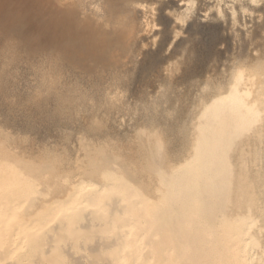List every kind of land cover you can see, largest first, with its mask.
Returning <instances> with one entry per match:
<instances>
[{
	"label": "bare ground",
	"instance_id": "obj_1",
	"mask_svg": "<svg viewBox=\"0 0 264 264\" xmlns=\"http://www.w3.org/2000/svg\"><path fill=\"white\" fill-rule=\"evenodd\" d=\"M181 1L186 8H181ZM228 1H169L178 8L169 33L158 43L160 47H168L169 57L163 53L168 60L179 63L187 53L193 59L197 51L192 54V50H198L195 46L199 42L204 45L205 41L207 53L204 58L200 56L204 60L205 56H213L219 63L217 59H221L223 52L218 51L217 45L228 38V42L234 43H229L230 48L225 42L227 51L232 50L225 53L229 62H222L223 55L220 60L223 65L212 64L211 69L205 65L206 75L211 76L199 84L195 81L198 86L195 97L180 94L177 79L169 75L171 79L163 84V90H158L159 94L148 96L144 92V106L137 110L133 125L130 122L127 129L116 126L124 130L121 137L117 136L118 128H114L115 132L109 128L114 122L108 109H102L103 115L91 111L94 114L91 117L86 110V115L82 113L87 121L80 117L83 124L90 126L88 135H80L86 141L79 143L73 132L74 137H65L67 129L65 132L64 128L60 136L64 134L67 142L60 159L53 158L52 152L51 158L42 157L41 152L42 156L39 153L37 157L30 149L25 151L18 146L17 141L23 143L18 137L19 140L11 142V135H6L8 131L0 132L4 133L0 136V264H264V0H232V5H228L230 13L226 9ZM153 4L155 0H0L3 6L0 21L5 31L17 30L21 38L17 34L14 37L27 43L30 53L44 48L47 53L59 51L61 58L76 62H83L84 58L90 62L123 57L132 60V56L140 54L139 42L148 46L153 38L149 41L147 36L159 34V31L152 34L155 20L151 15L156 11ZM210 14L211 22H204ZM220 19L224 23L226 19L228 26L222 25ZM8 20L11 21L6 23ZM181 23L182 28L187 23L185 36L181 35L183 29L178 25ZM2 33L10 35L3 30ZM5 35L0 36V104L6 102L8 107L18 110L14 114L20 111V116L34 130L48 124L55 126L54 129L67 126L63 117L69 125L77 122L81 112L77 111L80 113L76 115L74 105L80 100L83 88L73 84L70 91L65 86L70 92H64L60 98L62 92L56 91L59 99H51L53 102L49 100L48 104L46 100L52 90H48L51 86L48 79L49 85L43 87L45 96L43 92L37 93L41 85L33 91L34 83L19 87L15 75L5 73L11 61H26L17 59L21 57L17 47L22 42L10 37L12 42H9ZM179 35L184 37L179 39ZM201 36L206 40L204 37L200 40ZM174 37H179L178 43V39H173L177 40L179 49L175 46L178 51L171 53L169 48ZM210 38L220 42L215 44ZM15 41L17 47L13 45ZM146 51H140L146 58L163 56ZM47 55L44 58L48 62L50 55ZM27 71L33 73L32 68ZM46 76L38 78L45 81ZM112 93L109 97L113 100ZM84 99L82 96V103ZM108 101L110 104L111 100ZM120 120L116 122L119 124ZM126 121L124 126L128 124ZM21 125L18 126L24 128ZM55 131L52 128L58 135L59 130ZM97 132L103 142L96 141ZM29 135H35L34 131ZM114 138L121 140L117 143ZM50 139L51 142L53 138ZM8 140L10 144L6 143ZM107 147L109 150L105 151ZM64 249L71 256L65 257ZM69 256L73 259H68Z\"/></svg>",
	"mask_w": 264,
	"mask_h": 264
},
{
	"label": "rangeland",
	"instance_id": "obj_2",
	"mask_svg": "<svg viewBox=\"0 0 264 264\" xmlns=\"http://www.w3.org/2000/svg\"><path fill=\"white\" fill-rule=\"evenodd\" d=\"M170 0H155V4H153L152 6H154L155 8H156V11H154V8H151V11L153 12L154 11V13H152L153 15H151L152 16V18H154V20H155V25H154V29L152 30L153 32H152V34H158L157 32L155 33V31H159V34L161 35H155L154 37H149V36H147L149 39V41H151V39H152V42H148V46L146 45V43H144L143 41H141V42H139L140 44L138 45V49L140 48V50H138L139 51V53L140 54H137V55H135V56H137V57H135V56H132L133 57V61L131 60V57H130V59L128 58V57H123V59L122 58H120V60H119V58H116L119 62H117V60L116 59H110V60H107V61H105V60H96L95 62H99L98 64L97 63H95L94 62V60H91L92 62H90L89 61V59H85L84 57H81V58H84V60H83V62H80V60H77V62L76 61H74V60H67V58L66 59H64L63 57L61 58L60 56V52L59 51H57V53L56 52H53L52 54L50 53V52H48L49 53V55L51 56L52 55V58L50 59V56H49V60L50 61H46L45 59L46 58H44V57H46V56H48L47 54V50H44V48L43 49H35L34 51H33V49H32V51L33 52H35V53H30V49H28V44L27 43H25L24 41L22 42V40L20 39V40H18V38L20 37V35L18 34V33H16V31L17 30H14V28H12L13 30H14V32H12L13 30H11V29H9V31H5L4 30V28L2 27L3 26V24L1 25V23H2V21H0V29H2L3 30V32L5 33V32H7V34H10V35H12L13 34V36H10V35H5V34H3L2 33V35L0 34V36H2L3 37V35H5L6 37H8L7 39L9 40V42H12V40H10V38L11 39H15L18 43H20L19 41H21L22 43H20L19 45V48L17 47V45H18V43L15 41V43L13 44V45H15L16 47H17V49H18V52H20V56L21 57H17V59L19 58H21L20 59V61L22 60V59H26V61L25 60H23V63L22 62H17L16 60H14L15 62H17V63H15L14 61H11V64H10V66H9V68H8V70H7V72L5 73V75H8V73H9V75H15L14 77L16 78V84L19 86V87H21V88H24V87H26V86H31V84H33L34 85V87H32L31 88V91H33V89H36L37 88V90H39L38 89V87L40 86V92H37V93H41V92H43L44 90V88L43 87H46V86H48L49 84L51 85L50 87L48 86V90H51V88H52V90L51 91H49V93H50V95H49V93H48V97L49 98H47L48 100H46V102L48 103V101L49 100H58L59 99V96H60V98H61V96L63 97L64 95H63V93L64 92H67V91H69L68 90V88L67 87H65V86H68L69 87V89H70V91H71V88H72V86H74L73 84H79L78 86L80 87V89L82 90V88H83V90H82V96H83V99H84V102L82 103V96L80 97V100L79 101H77L76 103H75V105H74V108H76L75 109V114L77 115H79V113L81 112V114H80V116L78 117V121L77 122H72V125L70 124L69 125V121H68V119H66L65 117H63V119H62V121H64L65 120V122H66V124H67V126H63L62 128L60 127H58L57 128V126H56V129H58L59 130V132H58V130L57 131H55L56 129H54L55 128V126H53V125H51V124H48V125H42V126H40L39 127V129H35L34 130V128L32 127H30L26 122H25V120L23 119V117H21L20 115H21V112L19 111V113H16V114H14L13 112H18V110H15L14 108H11V107H8V105L6 104V102L4 103L3 101H1V102H3V103H1L0 105L2 106H0V127H1V130H0V132L1 131H5V134H6V132H7V134L6 135H11L10 137H9V139L11 140V142L13 141V139L14 140H21V142H23V143H19L20 141H17L16 143H18V146L20 145V146H22V149H24L25 151L27 150V149H30V152H33V153H35V155L37 156V157H39L40 155H41V153H42V155H44V156H42V157H49L50 155H51V152H52V157L53 158H57L58 157V159H60L61 158V155H62V153L61 152H63V150L64 149H66L65 147H66V142H65V140H66V138L65 137H68V136H70L71 135V132H73V134H75L76 136H78V138L76 137V139L77 140H79V143H81V142H83L84 143V141H86V139L84 138H82V137H80V135H88L87 133H89L88 131L90 130V126L89 125H87V124H83L82 123V121H87V117H85V116H83L84 114L86 115V113H88V112H85L86 110H88L89 111V113L87 114V116L90 114V116L89 117H91L92 115H94V114H91L90 112L92 111V113H96V114H100L101 115V112H102V109L104 110V108H105V111L108 109V113H109V115H110V117H111V119H112V123L115 125V127H114V125L112 124V126H113V128H112V126L110 125V130L112 131H114L115 132V129L114 128H121V127H130V122H132V120H134L135 121V118H136V116H137V110H139V109H143V106H144V100H145V98H144V92H145V95L146 94H148V96H149V94H150V96H152L151 94H153V96L154 95H157V94H159V91H161V89L163 90V84L166 82V81H168L167 79H171V76H172V78H174L175 80L177 79V82H178V84H179V87H177V89H179V88H181V92L179 91V93L181 94H183V96H186V94H187V96H189V97H195L196 95H197V93H198V86L195 84V81H196V83L198 82V84L200 83V82H203L205 79H207L209 76H211V75H206V73H207V71H206V69H207V67H208V65H209V67H210V69L212 68V64H216L217 62L215 61V59L213 58V56L212 57H208V56H205V60L203 59L204 57V55H206V51H204L205 49H207V43L204 41V45H205V43H206V46H204V45H201V44H199L198 43V45H200L201 46V48H200V46H195V47H198V50H197V48H196V50H195V48L192 50L193 52H192V54L193 53H195L196 51H197V53H196V55L194 54L193 56H195V57H192L193 59H190L189 58V56H190V54L189 53H187V56L185 55V58H186V60H187V57H188V61H184L185 60V58L184 59H182L179 63H176L175 62V60H168V58H165V55L167 56L168 55V57H169V52H168V54H167V49H168V47H166V48H164V47H160L159 45H158V43H159V41H160V39H162L163 38V35H165L168 31H170V26H172V22H173V20H174V17H175V14L174 13H176V11H177V6L178 5H173L172 3V1L173 0H171V2H169ZM169 3H171V4H169ZM232 0H230V1H228L227 2V6H226V9H227V11H229V13H230V7L228 6V5H232ZM188 4H190V3H188ZM179 5H182V9H184V7L186 8V6H185V3L184 2H180V4ZM150 6V5H149ZM0 11H2L3 10V6H0ZM5 10V9H4ZM212 12V11H211ZM162 13V14H161ZM204 13V12H203ZM156 14V15H155ZM161 14V15H160ZM155 15V16H154ZM203 15V14H202ZM210 16H211V14L209 15V18H207L206 20H205V18L204 17H202V18H204L203 20H204V22L206 21V22H211V18H210ZM224 16V15H223ZM1 18H3V20H4V17L3 16H1ZM163 18V19H162ZM223 18V17H222ZM225 18V17H224ZM6 21V20H5ZM4 21V22H5ZM9 21H11V20H8L6 23H8ZM223 20L222 19H220V22L221 23H223L222 25H224V26H228V23H227V21H226V19L224 20L226 23H224V22H222ZM3 22V23H4ZM5 23V24H6ZM183 23H181V24H178L179 25V27H181V25H182ZM226 24V25H225ZM177 25V26H178ZM186 25H187V23L185 24V28H180L181 30H182V32H181V30H180V32H181V35H186V33L185 32H187V30H186ZM176 26V28H178ZM176 28H174V29H176ZM185 29V30H184ZM2 30H0V33H1V31ZM178 30H179V28H178ZM12 32V33H11ZM183 32H184V34H183ZM169 33V32H168ZM15 34H17L16 36L18 37H14L15 36ZM147 34H148V32H147ZM180 34V33H179ZM167 35V34H166ZM181 35H179V37L181 36ZM184 35V36H185ZM160 36V37H159ZM184 36H182V37H178L179 39H181V38H183ZM5 37V38H6ZM10 37V38H9ZM13 37V38H12ZM176 37V36H175ZM172 38V44H171V46H170V43L168 44V46H170V48H169V51L172 53V52H174L175 53V51H178V49H179V47H177V46H179V45H177V43L180 41L178 38ZM204 37V36H203ZM203 37L201 36L200 37V40H202L203 39ZM214 37H215V35H214ZM4 38V37H3ZM21 38V37H20ZM151 38V39H150ZM202 38V39H201ZM206 37H204V39H205ZM216 38H217V36H216ZM173 39H178V41L177 40H173ZM210 39H212L213 40V43H215V42H217V43H215V44H218L219 42L218 41H215L214 42V40H216V39H214V38H210ZM227 39V38H226ZM225 39V40H226ZM147 40V39H146ZM146 40H144L145 42H146ZM206 40V39H205ZM227 40H229V38L227 39ZM225 41L226 43H228V44H226L225 42H224V40L223 41H221V44L219 43L218 45H217V48H218V51L220 52V51H222L223 52V55H224V57L223 58H225V59H227L226 57V55H225V53L226 54H229V52L231 51L232 52V50H228L227 51V49H229V47L228 46H230V48H232L231 46V44H234L232 41H230L231 42V44L229 45V43L230 42H228V41ZM14 41V40H13ZM175 41H177V43L175 42ZM174 42H175V44H174ZM223 42H224V45L226 44V45H228V46H224L223 45ZM24 43V44H23ZM150 43V44H149ZM21 44H23V45H21ZM144 45H145V47H147V48H145V50H144ZM220 45H223L222 47L220 46ZM0 46H1V37H0ZM23 46V47H22ZM25 46H26V50L24 51V48H25ZM178 48H176V47ZM194 46V45H193ZM203 46V47H202ZM218 46H220V47H218ZM22 47V49H20ZM206 47V48H205ZM233 47H234V45H233ZM30 48H33L32 46L30 47ZM142 48H143V50H142ZM160 48H162V49H160ZM203 48V49H202ZM222 48V49H221ZM225 48V49H224ZM146 49H147V51H146ZM177 49V50H176ZM223 49H224V51H223ZM148 50H149V52H151V53H159V54H162L163 55V53H165V55H163L164 56V58H163V56L162 57H160V58H157V59H151V58H146L143 54H141V52L140 51H142V52H144V51H146V52H148ZM175 50V51H174ZM195 50V51H194ZM24 51V52H23ZM164 51V52H163ZM204 51V52H203ZM23 54H22V53ZM26 52V53H25ZM39 52V53H38ZM42 52V53H41ZM206 52V53H205ZM230 52V53H231ZM29 53V54H28ZM44 53V54H43ZM25 54V55H24ZM28 54V55H27ZM42 54H43V57H41L42 56ZM192 54H191V56H192ZM200 54H201V56L203 57H201L200 56ZM27 55V56H26ZM54 55V56H53ZM60 55V56H59ZM139 55V56H138ZM142 55H143V57H142ZM222 55V56H223ZM29 56V57H28ZM126 56V55H125ZM222 56H221V59L219 58V59H217V61L219 60V63H217V64H222V63H220V60H222L223 58H222ZM226 56V57H225ZM35 57H37V58H35ZM57 57V59L58 58H60V60L58 59V61L56 62V60L57 59H55ZM119 57V56H118ZM135 57V58H134ZM11 58V60L13 59L12 57H10ZM43 58V59H42ZM206 58L209 60V61H206ZM216 58V57H215ZM34 59H35V61H34ZM39 59V60H38ZM54 60V62H52L53 60ZM63 59V60H62ZM190 59V60H189ZM210 59H211V61H210ZM212 59H214V60H212ZM225 59H223L222 60V62L223 61H225V62H229V60L227 59V60H225ZM28 60H30L31 62H33V64L32 65H30V63H29V61ZM33 60V61H32ZM52 60V61H51ZM82 60V59H81ZM88 60V61H87ZM122 60V61H121ZM126 60V61H125ZM156 60V61H155ZM202 60H204V61H202ZM59 61H62V62H60L61 64H58L59 63ZM66 61V62H65ZM84 61L85 62H87V65L86 64H84ZM108 61H110V62H108ZM113 61H115V62H113ZM125 61V62H124ZM184 61V62H183ZM206 61V62H205ZM215 62V63H213V62ZM12 62H14L13 64H12ZM25 62H27L28 63V65L29 66H31V67H29L28 65H27V63H25ZM65 62V63H64ZM82 63V64H79V63ZM89 62H90V64H89ZM111 62H113V63H111ZM117 62V63H116ZM133 62V63H132ZM208 62V63H207ZM46 63V64H45ZM104 63H106V64H104ZM107 63H110V64H107ZM124 63V64H123ZM127 65H126V64ZM131 63V64H130ZM203 63H204V65H203ZM54 64H55V66H54ZM90 66H89V65ZM104 66H103V65ZM117 64V65H116ZM124 65V67H123V65ZM134 64V65H133ZM37 65V66H36ZM57 65V66H56ZM63 66V67H61V66ZM70 65H72V66H70ZM75 65V66H74ZM83 65V66H82ZM86 65V66H85ZM110 65V66H109ZM116 65V66H115ZM207 67H206V66ZM223 65V64H222ZM23 66V67H22ZM59 66V67H58ZM74 66V67H73ZM77 66V67H76ZM98 66H99V68H98ZM101 66H103V67H101ZM106 66V67H105ZM109 66V67H108ZM130 67V68H128V67ZM32 68V70H33V73L32 74H30V72L29 71H27V70H29V68ZM48 67V68H47ZM64 67L66 68V70H67V72H66V70L64 69ZM79 67V68H78ZM89 67H90V69H89ZM105 67V68H104ZM123 68V70H122V68ZM203 67V68H202ZM19 68V69H18ZM34 68V69H33ZM60 68H62V70H64V71H62ZM84 69V71L83 70H81V69ZM88 68V69H87ZM96 68H97V70H96ZM27 69V70H26ZM36 69V70H35ZM41 69H42V71H41ZM86 69V70H85ZM21 70V71H20ZM43 70H45L44 72H43ZM61 70V71H60ZM99 70V71H98ZM119 70V71H118ZM27 71V72H26ZM97 71H98V74H97ZM19 72H20V76L18 75L19 74ZM25 72H26V74L28 73L29 75H26L25 74ZM35 72V73H34ZM37 72V73H36ZM51 72H52V74H51ZM56 74H55V73ZM58 72H60V74L58 75ZM64 72V73H63ZM71 72V73H70ZM80 72H82V74H79ZM100 72H102L101 74H99ZM110 72V73H109ZM17 73V74H16ZM49 73V74H48ZM62 73V74H61ZM75 75H74V74ZM89 73V74H88ZM96 73V74H95ZM34 74V75H33ZM35 74L37 75V76H35ZM47 76H46V75ZM51 74V75H50ZM56 76H55V75ZM66 74V75H65ZM70 74V75H69ZM78 74H79V76H78ZM114 74V75H113ZM119 74V75H118ZM121 74V75H120ZM124 74V75H123ZM24 75V77H22ZM25 75H26V77H25ZM40 75V76H39ZM50 75V76H49ZM58 75V76H57ZM96 75V76H95ZM106 77H105V76ZM113 75V76H112ZM129 75H131V77L129 76ZM169 75H171V76H169ZM34 76V77H33ZM44 76H46L45 78H46V80L45 81H43V79L42 78H38V77H44ZM72 76V77H71ZM95 76V77H94ZM112 76V77H111ZM116 76V77H115ZM213 76H222V75H213ZM49 77V78H48ZM51 77V78H50ZM56 77V78H55ZM64 77V78H63ZM74 77H75V79H74ZM81 77V78H80ZM88 77H89V79H88ZM97 77H98V79H97ZM105 77V78H104ZM109 77V78H108ZM119 79H118V78ZM121 77H123V79H121ZM129 77V78H128ZM170 77V78H169ZM34 78V79H33ZM36 78H37V80H36ZM55 78V79H54ZM60 78H61V81H60ZM67 78H68V80H67ZM102 78V79H101ZM107 78V79H106ZM126 78V79H125ZM128 78V79H127ZM39 79V80H38ZM42 79V80H41ZM49 80V84H47V81ZM68 81V82H70V83H68L66 80ZM87 79L89 80V81H87ZM101 79V80H100ZM114 79V80H113ZM34 80V81H33ZM53 80V82H51ZM70 80V81H69ZM78 80V81H77ZM86 80V81H85ZM98 80V81H97ZM126 80V81H125ZM27 81V82H26ZM57 81V82H56ZM73 81V82H72ZM81 81V82H80ZM102 81V82H101ZM106 81V82H105ZM110 81V82H109ZM120 81H122V83L120 82ZM125 81V82H124ZM55 82V83H54ZM88 82V83H87ZM103 82H105V83H103ZM109 82V83H108ZM118 82V83H117ZM130 84H129V83ZM177 82H176V84L175 85H177ZM21 83V84H20ZM24 83V84H23ZM26 83V84H25ZM30 83V84H29ZM42 83H44L43 85H42ZM47 85H46V84ZM53 84V86H52V84ZM57 83V84H56ZM60 83H62V84H60ZM102 83V84H101ZM107 83H108V85H107ZM124 83V84H123ZM63 84H65V85H63ZM86 86H85V85ZM111 84V85H110ZM127 84V86H125ZM195 84V85H194ZM32 85V86H33ZM83 85H84V87H83ZM107 85V86H106ZM194 85V86H193ZM36 86V87H35ZM105 86H106V88H105ZM125 86V87H124ZM193 86V87H192ZM54 87V88H53ZM62 87H63V89H62ZM109 87V88H108ZM112 87V88H111ZM114 87V88H113ZM127 87V88H126ZM191 87V88H190ZM56 88V89H55ZM61 90H60V89ZM111 88V89H110ZM189 88V89H188ZM65 89V90H64ZM94 89V90H93ZM97 89V90H96ZM104 89V90H103ZM113 89V90H112ZM117 89V90H116ZM121 89V90H120ZM195 89H196V91H195ZM36 90V91H37ZM118 90H120V91H118ZM127 90V91H126ZM159 90V91H158ZM189 92H188V91ZM56 91H57V93L59 94V93H61V94H59V96H58V94L56 93ZM69 91V92H70ZM94 91V92H93ZM105 91V92H104ZM109 91V93H106V92H108ZM192 91V92H191ZM34 92H35V90H34ZM54 92V93H53ZM97 92V93H96ZM104 92V93H103ZM110 92H113L111 95L112 96H114L115 95V97H112L113 98V100L109 97V94H110ZM120 92V93H119ZM127 92V93H126ZM188 92V93H187ZM55 93H56V95H57V97H56V95H55ZM90 93V94H89ZM105 93H106V95H105ZM116 93V94H115ZM123 93V94H122ZM189 93H193V95L191 94H189ZM41 94H43L44 96H45V94L47 95V92H43V93H41ZM52 94V95H51ZM85 94V95H84ZM87 94H89V95H87ZM126 94V95H125ZM99 95H100V97H99ZM55 96V97H54ZM86 96H87V98H86ZM96 96V97H95ZM104 96H105V98H104ZM108 97V99L109 100H111L110 101V104H109V101H108V99H107V97ZM116 96H117V99H115L116 98ZM125 96V97H124ZM101 98L102 99V101H101V99L100 100H98L99 98ZM124 99H123V98ZM127 97V98H126ZM54 98V99H53ZM57 98V99H56ZM88 98H90V101H91V103H90V101H88L89 99ZM92 98V99H91ZM94 98H96L97 99V101H96V99H95V102H94ZM119 98V99H118ZM152 98V97H151ZM88 99V100H87ZM106 99H107V102H106ZM51 100V102H53ZM82 100V101H81ZM114 100H116V101H114ZM123 100V101H122ZM88 101V102H87ZM100 103H99V102ZM120 101H121V103L123 102V104H121L120 103ZM80 102V103H79ZM86 102V103H85ZM93 102V103H92ZM97 102V103H96ZM104 102L107 104V105H111V107L110 106H106V104H104ZM114 102V103H113ZM117 102H119V104L117 103ZM125 102H126V104L128 103L129 104V106H128V104L126 105L125 104ZM50 103V102H49ZM48 103V104H49ZM80 105H79V104ZM84 103L86 104V105H84ZM88 103V104H87ZM89 103H90V105H91V108L93 109V110H90V107H89V109H87L88 108V106H90L89 105ZM95 103H96V106H94L95 105ZM104 104V105H102V104ZM113 103V104H112ZM116 103V104H115ZM100 104H101V106H100ZM130 104H131V107H130ZM3 105H4V107H3ZM5 105L7 106V108L5 107ZM81 105H83V106H87V108L86 107H82ZM117 105V106H116ZM94 106V107H93ZM110 107V108H109ZM113 107V108H112ZM122 107H124V108H122ZM129 107V108H128ZM132 107H133V110L135 111H133L132 110ZM112 108V109H111ZM115 108V109H114ZM120 108H121V110H120ZM130 108H131V110H130ZM4 109V110H3ZM13 111H12V110ZM125 109L126 110H129V112L128 111H125ZM136 109V110H135ZM3 110V111H2ZM6 110L8 111V112H6ZM94 110L95 111H97V112H94ZM112 110V111H111ZM117 110V111H116ZM121 112H120V111ZM11 111H12V113H11ZM77 111H80V112H77ZM118 111H119V113H118ZM125 111V112H124ZM131 111V112H130ZM3 112L5 113V114H3ZM82 112H84V114L82 113ZM112 112H114V113H112ZM117 112V113H116ZM133 112V113H132ZM139 112V111H138ZM11 113V115L9 116V114ZM103 113H105L104 111L102 112V115H103ZM112 115H111V114ZM14 114V115H13ZM17 114H19L18 116H15V115H17ZM5 115V116H4ZM124 115V116H123ZM10 117V118H12L11 120H12V122L14 121L15 122V120L17 121V122H13V124H14V128H13V124L11 125V120H7L8 119V117ZM12 116V117H11ZM15 116V119H13V117ZM107 116V115H106ZM121 116V117H120ZM127 116V117H126ZM131 116H133V117H131ZM2 117V118H1ZM7 117V118H6ZM80 117H83L82 118V121H81V119H80ZM85 117V118H84ZM104 117H105V115H104ZM116 117V118H115ZM3 118H5V121L7 120V122L5 123V121H4V119ZM117 118H120V119H117ZM122 118H124L123 120L124 121H122ZM134 118V119H133ZM113 119H115V121L113 120ZM127 121H126V120ZM80 120V121H79ZM119 120H120V123H122L123 122V125H121L120 123L118 124L116 121H118L119 122ZM23 124V125H21V123ZM125 121H126V124H127V126H124V124H125ZM129 121V122H128ZM134 121L132 122V124L131 125H133L134 124ZM4 124H3V123ZM80 123V125H79V123ZM8 123V124H7ZM1 124H3V125H1ZM25 124H27L26 126H25ZM21 125V126H24V128H22V127H19V126ZM73 125H75V126H73ZM79 126V128L77 129V130H79V131H77V132H79V133H74L75 131H76V127H78ZM118 125V127H116ZM119 125H121V126H119ZM4 126H5V129H4ZM48 126V127H47ZM50 126V127H49ZM51 126H53V127H51ZM69 126H71V127H69ZM11 127V128H10ZM81 127H83L84 128V130H86V132L83 130V128H81ZM26 128V129H25ZM44 128V129H43ZM52 128H53V131H55V133L56 132H58V135H57V133L56 134H54L53 132H52ZM64 128H65V130H64ZM69 128V129H68ZM119 128H118V132H120V133H118V135L116 134V133H113L112 132V135H113V137H116V135L118 136V137H121L122 136V134H123V132L122 131H124V130H122L121 129V131L119 130ZM8 129V130H7ZM10 129H12V130H14L13 132L10 130ZM17 129V130H16ZM19 129V130H18ZM22 129V130H21ZM45 129H46V131H45ZM50 129V130H49ZM60 129L62 130V132L60 131ZM66 129H67V133H64V131L66 132ZM82 129V130H81ZM105 129V128H104ZM103 128L101 129V130H104ZM124 129V128H123ZM127 129V128H126ZM130 129V128H129ZM15 130L18 132V131H20L21 133H23L22 135H20L19 134V132L17 133H15ZM30 130H32V133H29V132H31ZM42 130H43V132L45 133H43L42 132ZM49 130V131H48ZM64 130V131H63ZM117 130V129H116ZM22 131H25V132H22ZM27 131V132H26ZM33 131H34V133H35V135H32L33 134ZM51 131V132H50ZM83 133H82V132ZM1 133L0 134V136H3V134L4 133ZM47 132H48V135H47ZM61 132V133H60ZM68 132H70V134H68ZM101 132V131H100ZM100 132H97V134H96V137H97V139L98 140H96V141H99L98 143H100V142H103L102 140H103V137L101 136V134H98V133H100ZM14 135H12V134ZM25 133H27V134H25ZM49 133H52V135H50L49 136ZM62 133H64L62 136H60ZM81 133V134H80ZM85 133V134H84ZM122 133V134H121ZM26 135V137H25V139L23 138L24 136L23 135ZM29 134H31L32 136H30ZM41 136H40V135ZM43 134V135H42ZM78 134V135H77ZM116 134V135H115ZM121 134V135H120ZM28 135V136H27ZM46 135V136H45ZM82 135V136H83ZM85 135V136H86ZM98 135H99V137L100 138H98ZM115 135V136H114ZM22 136V138L24 139V141H22L23 139L22 138H20ZM34 136V137H33ZM37 136H39V137H41V138H35V137H37ZM47 136L48 137H50V138H53V142L51 141H49V140H51L50 138H47ZM53 136H58L59 137V139L60 138H62V137H64V138H62V139H60V140H58L56 137H53ZM13 137H18V138H13ZM43 137V138H42ZM71 137H74V135L72 136L71 135ZM26 138H27V140H26ZM30 138H32V140H30ZM34 139H36V140H34ZM49 139V140H48ZM102 139V140H101ZM118 139V140H117ZM4 140V142L6 141L5 139H3ZM38 140V141H37ZM46 140H48V141H46ZM61 140H62V142H61ZM64 140V141H63ZM101 140V141H100ZM114 140H116L115 142H117V143H119L118 141H120L121 140V138H114ZM46 141V142H45ZM55 141H58V142H60V143H62L63 145H65V146H60V143H58L57 144V142H55ZM14 142V141H13ZM28 142H30V143H28ZM31 142H32V144H31ZM39 142H41V143H39ZM7 144H10V142H9V140L6 142ZM16 143H13V144H16ZM25 143V144H24ZM26 143H27V146H26ZM35 143V144H34ZM36 143L39 145V146H41V147H39L38 145H36ZM44 143V144H43ZM46 143V144H45ZM48 143V144H47ZM111 144H112V142H110ZM110 143H109V145H110ZM29 144V145H28ZM31 144V145H30ZM34 144V145H33ZM104 144V143H103ZM106 144V143H105ZM32 145H33V148H34V150H33V148H32ZM42 145H44V147L42 148ZM45 145H46V147H45ZM24 146V147H23ZM29 146H31V147H29ZM38 146V147H37ZM59 146V147H58ZM49 147V148H48ZM64 147V148H63ZM109 147V146H108ZM108 147H107V150H105V151H108L109 149H108ZM45 148V149H44ZM46 148L48 149V152L47 151H45L46 150ZM61 148V149H60ZM36 149V150H35ZM38 149V150H37ZM40 149V150H39ZM42 149V150H41ZM44 149V150H43ZM61 150L60 151V153H58L59 152V150ZM63 149V150H62ZM51 150V151H50ZM27 151H29V150H27ZM43 151V152H42ZM41 152V153H40ZM50 152V153H49ZM65 152V151H64ZM63 152V153H64ZM39 153H40V155H39ZM48 154L47 156L45 155V154ZM39 156H38V155ZM55 154H57V155H55ZM50 158H51V156H50ZM65 251L67 252V250H63V255L66 257V256H68V254L69 253H65ZM65 253V254H64ZM70 255V254H69ZM71 256V255H70ZM67 257L68 259L70 258V260L71 259H73L72 257ZM74 262H75V260H74ZM76 264H77V262H75ZM71 264H74V263H71Z\"/></svg>",
	"mask_w": 264,
	"mask_h": 264
}]
</instances>
